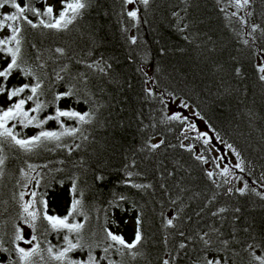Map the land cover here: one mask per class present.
<instances>
[{"label":"trees","instance_id":"16d2710c","mask_svg":"<svg viewBox=\"0 0 264 264\" xmlns=\"http://www.w3.org/2000/svg\"><path fill=\"white\" fill-rule=\"evenodd\" d=\"M33 2L43 10L45 0ZM46 3L60 8L59 0ZM9 10L0 9V17ZM129 11H137V17H129ZM7 34L5 29L0 38ZM22 36V66L40 78V99L48 103L39 118L54 115L56 107L91 111L94 118L81 126L62 117L66 126L81 127L83 135L65 137L59 148L48 143L29 154L5 145L0 237L9 252L0 258L16 259L13 249L20 241L12 242L14 226L22 235L29 226L21 204L30 189L41 214V200L50 215L63 217L71 200L81 199L88 219L76 214L69 222L85 224L89 243L101 239L105 228L130 242L139 217L142 255L135 261L121 257L118 245L109 252L125 264H206L211 257L222 264L224 259L259 264L250 254L264 256V81L258 64L259 54L264 56V0L239 8L235 0H149L147 5L136 0L133 10L126 0H88L68 31L25 26ZM92 64L99 67L89 68ZM27 81L35 82L17 72L10 83ZM71 86L73 97L54 101ZM168 99L190 105L217 139L231 145L240 164L235 180L218 172L203 144L188 140L187 122L169 119ZM44 128L59 130L56 121ZM15 131L30 137L39 129L17 124ZM152 144L160 147L152 149ZM36 224L34 243L45 250L40 264H58L48 261L46 249L64 247L62 237L68 233L52 231L42 215ZM204 233L207 246L200 238ZM93 254L104 255L102 248Z\"/></svg>","mask_w":264,"mask_h":264},{"label":"snow or ice","instance_id":"6c2138e0","mask_svg":"<svg viewBox=\"0 0 264 264\" xmlns=\"http://www.w3.org/2000/svg\"><path fill=\"white\" fill-rule=\"evenodd\" d=\"M140 3L147 5L149 0H139ZM126 3H133V0H126ZM236 6L245 7L250 3V0H235ZM60 8L57 11L54 5L46 3L43 10L34 6L33 0H26V2L21 3L19 0H0V9H4L10 6V10L2 14L0 17V32L5 29L9 31L10 34L4 35L0 38V179L5 175V164L7 161V154L5 152V145L11 148H17L24 153H34L41 148H46L48 143H54L57 148L61 147V141L65 137H76L79 133L83 135V129L81 127L66 126L65 122L61 120L62 117H67L70 120H74L79 125H85L92 123L94 118V113L91 111L80 112L74 109L63 110L60 107L55 108L54 115H47L43 119L39 118V113L48 107V103L42 101L40 97L44 95L42 90V81L38 76L31 71V69L26 68L23 65V36L22 33L25 30V26L32 29L43 28L48 30H54L56 32H64L70 29V26L74 24L76 20L82 17L84 10L88 7V0H59ZM14 10V11H13ZM29 14L32 17L38 18V22L29 18ZM127 15L133 19L137 17V11H129ZM235 15V13H233ZM46 18V19H45ZM256 30L255 26L252 29ZM132 42L135 43V38H132ZM247 43V41H245ZM35 47V46H33ZM57 53H64V49L56 48ZM39 59V57H37ZM43 67V65H41ZM89 68L99 67L98 64L88 65ZM110 67V66H109ZM66 66L61 69L65 71ZM101 72H104V68H100ZM259 71L264 73V67H260ZM20 73L24 77H33L35 82L27 81L23 84L14 85L10 83L14 73ZM58 79H63V77L57 74ZM82 82L87 83V78L82 77ZM260 80L264 81V75L260 76ZM75 86L69 87L67 91L59 93L54 96V101H60L62 98H70L75 95L73 88ZM30 92L29 95H22L25 92ZM151 95V92H149ZM28 102H32L34 107L26 108ZM186 107V105H185ZM35 113V115H33ZM198 115V114H197ZM170 120H181L186 119V117H181L179 114H174L169 116ZM49 121H56L59 126V130H45L44 125ZM17 124L23 128H28L30 126L38 128L39 131L30 137H21L20 133L15 131ZM190 128L195 129L196 125H189ZM203 137H207V133L200 134ZM85 140L87 136L83 137ZM160 143H163L161 141ZM210 141L208 138L204 139V144L209 145ZM79 147V145H75ZM160 144H152L151 148H159ZM231 148V145H228ZM237 155H239L237 153ZM197 159H200L198 156ZM46 167V165H45ZM240 168V164L236 165ZM28 168L35 171V167L32 164H28ZM229 169L225 167L223 173L228 174ZM128 175H131L129 173ZM207 175L211 177L212 172H208ZM35 179V177H32ZM39 183V181H37ZM136 187H143V185H136ZM247 187V184H245ZM71 191L76 192L75 182L72 184ZM243 191V189H241ZM24 193H20V200L23 201ZM35 197L36 193H32ZM41 204L44 205L45 211L39 213L35 210V201H28L21 204L22 214L25 219V223L33 229V234H31L30 239H26L21 234V229L14 226V240L24 241L25 244L31 245L30 250H26L25 247H21L18 244L15 246L13 251L15 252L16 259L12 260L10 256H5L0 258V264H40L44 261L45 257L43 255L44 249L41 248L39 243L32 245L33 241H37L38 237L34 234L37 227V220L41 218L47 221L52 231L61 232L66 230L68 234H74L75 239H71L68 234L63 235L62 239L64 242V247L55 249V246H49L46 249L47 259L51 262H58V264H100L101 261H106V264H125L123 260L116 261L110 258V249L115 246L116 253L123 257L127 255L132 261H135L142 255L140 252V246L144 240L141 231V220L139 217L136 218L133 232V239L129 242L123 235L114 234L108 229H103L106 233L101 239L94 240L89 243L84 238V228L85 224L80 222H69L70 217L74 215H83L84 219L87 220L88 217L86 213L83 212V205L81 199L73 198L67 209V214L63 217L59 215H50L47 212L48 203L47 201L41 200ZM224 211V209H220ZM168 225H172L173 221L169 219L167 221ZM183 235V233H181ZM208 236V233H204L201 236V240L204 245H209L210 241L204 239ZM106 241H111V243H105ZM184 245H181L183 248ZM95 248H102L104 255L97 256L93 254ZM87 250V251H85ZM76 251L84 253L82 258H74L71 254ZM9 249L3 247V238L0 237V253H8ZM252 255L253 259L258 261L259 264H264V256ZM38 258V259H37ZM163 264H169L168 260H164ZM206 264H222L221 259L215 257L206 258ZM223 264H227L226 259H224Z\"/></svg>","mask_w":264,"mask_h":264},{"label":"rangeland","instance_id":"374dc122","mask_svg":"<svg viewBox=\"0 0 264 264\" xmlns=\"http://www.w3.org/2000/svg\"><path fill=\"white\" fill-rule=\"evenodd\" d=\"M135 2L136 0H133V3L130 4V8L132 10L135 8ZM258 64L260 67H264V56L261 54L258 56ZM166 104L170 116L179 114L181 117H186V119L181 120H184L188 124V128L186 130L188 140H195L196 142L203 144L206 148V152H208L213 159L218 172L223 173V169L228 167L229 172L227 175L230 176V178H234L235 180V178L238 176L237 173L239 168H237L236 165L239 164V161L233 150L216 138V136L199 117V115H197L195 109H193L190 105L186 104L180 99H168L166 100ZM191 124L196 125L195 129L189 127ZM201 133H207V137L201 136ZM205 138L209 139V145L204 144ZM197 151L202 152L201 149H198ZM208 167H210V164H208ZM28 201H32V191L30 189L27 191L25 202ZM31 234V227L26 226L23 231V236L26 239H30ZM32 245H35L34 241L32 242ZM19 246L25 247L26 250H30L31 247V245L25 244L24 241H20Z\"/></svg>","mask_w":264,"mask_h":264}]
</instances>
